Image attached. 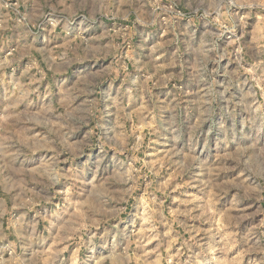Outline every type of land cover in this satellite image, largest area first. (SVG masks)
Masks as SVG:
<instances>
[{
	"label": "rangeland",
	"instance_id": "1",
	"mask_svg": "<svg viewBox=\"0 0 264 264\" xmlns=\"http://www.w3.org/2000/svg\"><path fill=\"white\" fill-rule=\"evenodd\" d=\"M0 264H264V0H0Z\"/></svg>",
	"mask_w": 264,
	"mask_h": 264
}]
</instances>
